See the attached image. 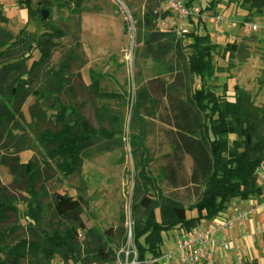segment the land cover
<instances>
[{
  "label": "rangeland",
  "instance_id": "obj_1",
  "mask_svg": "<svg viewBox=\"0 0 264 264\" xmlns=\"http://www.w3.org/2000/svg\"><path fill=\"white\" fill-rule=\"evenodd\" d=\"M43 3L52 8V16L44 22L55 25V33H47L42 23L39 10ZM194 3L200 13L182 20L164 0H0V10L9 18L8 24L0 27L15 36L24 31L34 34L48 52L33 42L23 49L11 47L0 57V184L12 201H6L12 207H6L7 216L2 215L0 221V244L5 252L17 254L11 259L18 264L55 252L50 241L55 229L69 236L70 251L79 254L75 261L134 264L128 253L138 255L137 249L130 238L125 241L136 168L128 139L133 132L128 126L133 100L140 90L149 88L157 72L151 51L138 39L147 13L154 18L147 33L173 50L172 62L187 61L193 32L209 36L218 47L213 53V69L204 80L206 88L229 102H234L236 90L242 89L256 108H264V33L252 28L264 26V0L255 4L251 0ZM66 59L70 78L58 97L46 91V72L58 69ZM37 61L41 65L33 70ZM71 110L79 112L94 130L109 127V112L122 116L126 128L117 139L124 138L117 143H74L68 148L65 134L82 135L81 120ZM166 112L164 107L156 111L149 102L141 104L135 134L142 125L151 159L149 170L158 177L164 195L179 198L189 209V217H195L203 186L198 193L188 194L183 188H170L158 176L173 154ZM236 138L230 136V143ZM185 167L190 174V158ZM31 184L38 200L31 195ZM73 207L76 213L63 215ZM121 212L126 215V224ZM176 247L174 230L164 233L162 253ZM22 249L25 255H19ZM162 255L147 253L145 264H161L155 260ZM6 256L0 255L2 262ZM59 260L56 254L52 264H59Z\"/></svg>",
  "mask_w": 264,
  "mask_h": 264
},
{
  "label": "trees",
  "instance_id": "obj_2",
  "mask_svg": "<svg viewBox=\"0 0 264 264\" xmlns=\"http://www.w3.org/2000/svg\"><path fill=\"white\" fill-rule=\"evenodd\" d=\"M30 1L27 0V3ZM72 1L76 3L78 0ZM195 1L189 0L188 5L191 6ZM251 1L254 4L258 2ZM211 8L215 9L212 6ZM42 10H47L50 16L53 14L48 4L43 3V8L39 12ZM150 14L145 15L144 26L139 28L138 39L151 51L157 72L149 82V88L144 87L137 99L133 100L131 122L128 126L133 132L128 139L136 168L130 207V228L125 227V241L128 242L129 238L132 240L133 246L137 249L139 264H145L147 253L157 256L163 254L161 245L164 233L178 228L193 230L204 220H215L232 200L236 198L247 200L253 197L258 192L255 174L264 162V108H256L248 93L242 89H237L235 101L229 102L222 100L205 86L204 80L208 77L207 72L213 69L211 66L213 53L218 46L211 43L209 36L193 32L191 35L193 43L188 46L191 53L187 55V61L172 62L170 55L173 50L162 45L156 36L147 33L154 19ZM41 20L47 33H55V25L45 23L42 15ZM8 22L9 18L0 10V26L7 25ZM159 33L160 36L164 35ZM33 42H37L34 34L24 31L21 36H15L9 29L0 27V57L11 47L18 46L23 49L31 46ZM37 43L40 44L41 50L48 54L45 46ZM40 65V61L34 62L32 69ZM69 67V60L66 59L58 69L50 68L46 72L45 88L48 93L61 96L70 78ZM199 83L201 88H198ZM146 102L151 103L158 112L162 107L167 109L166 123L172 129L169 132L172 158L168 156L167 164L158 175L159 179L167 181L169 187L174 190L185 189L188 194L198 193L203 186L202 197L195 207L197 211L195 217H189V209L179 198L173 194L164 195L158 177H154L149 170L151 159L144 144L145 133L141 124L139 134H135L139 125L137 119L141 117V104ZM64 110L70 111L66 107ZM71 112L81 120L82 135L65 134L68 148L74 143L78 145L82 142L87 145L106 140L117 143L124 138L123 136L117 139L126 128L122 116L109 112L110 122L107 130H94L79 112L74 110ZM232 135L237 138L230 143L229 137ZM187 158L192 161L190 174L185 167ZM4 194L5 188L0 184V221L3 220V216H7L6 207L10 209L12 207L6 204L7 200L12 201ZM31 195L38 200L34 184H31ZM76 210V207L71 210L69 208L65 211L67 214L63 215L70 216L68 213H76ZM121 219L126 224L124 212H121ZM53 232L50 241L56 246V251L46 253L45 257L38 261L32 259L28 264H52L56 254L60 259L59 264H68L79 256L76 251H70L72 245L69 244V236L66 238L61 229H55ZM71 232L76 233L75 230ZM5 249L4 245L0 244V255L7 254L4 262L0 258V264H18L16 260L11 259L17 254L12 251L5 252ZM25 254V249L19 251V255ZM129 256L133 261L134 251L129 253Z\"/></svg>",
  "mask_w": 264,
  "mask_h": 264
},
{
  "label": "built area",
  "instance_id": "obj_3",
  "mask_svg": "<svg viewBox=\"0 0 264 264\" xmlns=\"http://www.w3.org/2000/svg\"><path fill=\"white\" fill-rule=\"evenodd\" d=\"M119 2V0H117ZM166 7L177 14L182 20H189L200 13L198 4L188 5V0H164ZM255 31L264 33V26H253ZM188 34V30H184ZM264 173V162L258 169ZM238 211V209H235ZM235 220L231 219L224 223L213 222L208 227L198 226L193 230L178 228L174 230V237L177 243L176 249L170 250L162 255L155 262L161 264H220V257L223 251L230 250L228 240L217 239L216 235H228L234 229ZM79 238L83 235L78 234ZM131 237V234H130ZM135 253V252H134ZM129 254V253H128ZM137 255L135 254L134 264ZM68 264H82L81 262L69 261ZM122 264V263H121Z\"/></svg>",
  "mask_w": 264,
  "mask_h": 264
},
{
  "label": "crops",
  "instance_id": "obj_4",
  "mask_svg": "<svg viewBox=\"0 0 264 264\" xmlns=\"http://www.w3.org/2000/svg\"><path fill=\"white\" fill-rule=\"evenodd\" d=\"M255 179L258 192L253 197L232 200L215 220L200 224L208 227L213 222L235 220V227L228 235H216L230 244V250L221 253L220 264H264V173L256 172Z\"/></svg>",
  "mask_w": 264,
  "mask_h": 264
},
{
  "label": "water",
  "instance_id": "obj_5",
  "mask_svg": "<svg viewBox=\"0 0 264 264\" xmlns=\"http://www.w3.org/2000/svg\"><path fill=\"white\" fill-rule=\"evenodd\" d=\"M41 14H42L43 19H44V20H47L48 15H49L48 11H47V10H42V11H41ZM129 237H130V236H129Z\"/></svg>",
  "mask_w": 264,
  "mask_h": 264
}]
</instances>
